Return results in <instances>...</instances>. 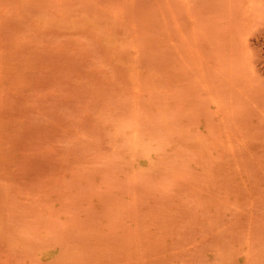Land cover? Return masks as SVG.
Returning <instances> with one entry per match:
<instances>
[{
	"label": "rangeland",
	"instance_id": "obj_1",
	"mask_svg": "<svg viewBox=\"0 0 264 264\" xmlns=\"http://www.w3.org/2000/svg\"><path fill=\"white\" fill-rule=\"evenodd\" d=\"M0 264H264V0H0Z\"/></svg>",
	"mask_w": 264,
	"mask_h": 264
}]
</instances>
